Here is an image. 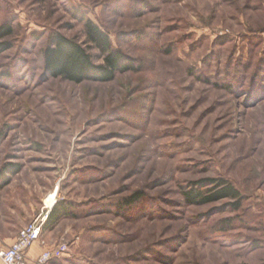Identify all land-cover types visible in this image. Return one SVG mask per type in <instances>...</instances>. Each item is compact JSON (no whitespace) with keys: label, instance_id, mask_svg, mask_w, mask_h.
Masks as SVG:
<instances>
[{"label":"rangeland","instance_id":"374dc122","mask_svg":"<svg viewBox=\"0 0 264 264\" xmlns=\"http://www.w3.org/2000/svg\"><path fill=\"white\" fill-rule=\"evenodd\" d=\"M82 13L136 70L45 73L56 33L103 62ZM6 24L0 168L75 212L49 230L67 246L50 264H241L242 244L264 243V0H0ZM213 177L239 210L187 203Z\"/></svg>","mask_w":264,"mask_h":264},{"label":"trees","instance_id":"16d2710c","mask_svg":"<svg viewBox=\"0 0 264 264\" xmlns=\"http://www.w3.org/2000/svg\"><path fill=\"white\" fill-rule=\"evenodd\" d=\"M85 20V31L88 42L99 50L102 63L94 60L88 49L82 43L62 34H54L49 46L45 49L44 65L45 73L50 77H62L76 83L83 81L108 82L115 79L118 72L136 70L134 64L129 61L126 54L114 46L111 35L95 20L82 13ZM12 33L11 24L0 28V39ZM8 42H0V54L10 47ZM5 168V167H4ZM9 169V168H8ZM11 169V168H10ZM12 170V169H11ZM13 171H18L13 169ZM11 177L0 171V187L8 184ZM141 194H136L128 202L139 200ZM184 197L188 204H209L224 199H233L230 203L234 210L242 207L245 195H242L229 180L224 178H203L195 181L190 189L185 190ZM50 214L44 228L53 229L62 218L75 215L71 206L56 202L50 210Z\"/></svg>","mask_w":264,"mask_h":264},{"label":"crops","instance_id":"0c3cea01","mask_svg":"<svg viewBox=\"0 0 264 264\" xmlns=\"http://www.w3.org/2000/svg\"><path fill=\"white\" fill-rule=\"evenodd\" d=\"M0 171L11 177L8 184L0 187V241L5 246L10 247L20 231L25 228V225L41 213L46 212L47 208L44 201L46 194H35L34 198L31 196L32 193L18 194V188L21 187V191H24L28 187V183L20 181L18 176L8 173V169L0 168ZM49 230L52 229H43L40 239L27 250L28 256L36 259L44 251L55 248L56 243L50 238ZM241 249L242 252H239L237 262L241 264H264L263 242L255 243V246L249 248L248 243L245 242L241 245ZM0 264H5L1 257Z\"/></svg>","mask_w":264,"mask_h":264},{"label":"built area","instance_id":"2783aa9c","mask_svg":"<svg viewBox=\"0 0 264 264\" xmlns=\"http://www.w3.org/2000/svg\"><path fill=\"white\" fill-rule=\"evenodd\" d=\"M41 213L33 221L25 225L14 243L7 247L0 241V257L5 264H50L52 259L61 257L67 250L66 245H60L53 249L46 250L41 253L38 258L34 259L27 254V250L37 240L40 239L44 225L50 214V210Z\"/></svg>","mask_w":264,"mask_h":264},{"label":"bare ground","instance_id":"6f19581e","mask_svg":"<svg viewBox=\"0 0 264 264\" xmlns=\"http://www.w3.org/2000/svg\"><path fill=\"white\" fill-rule=\"evenodd\" d=\"M57 191H53V193L49 194L46 199V205L48 208H53L54 204L57 201ZM49 210V209H48Z\"/></svg>","mask_w":264,"mask_h":264}]
</instances>
